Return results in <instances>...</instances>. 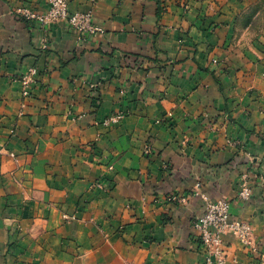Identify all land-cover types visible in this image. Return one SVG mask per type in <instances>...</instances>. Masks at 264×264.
Returning a JSON list of instances; mask_svg holds the SVG:
<instances>
[{
    "label": "crops",
    "instance_id": "crops-1",
    "mask_svg": "<svg viewBox=\"0 0 264 264\" xmlns=\"http://www.w3.org/2000/svg\"><path fill=\"white\" fill-rule=\"evenodd\" d=\"M257 1L161 0L158 16L157 0H69L105 29L80 37L15 15L47 0H0V264H205L198 184L253 226L254 247L223 236L227 264H264V25L243 39Z\"/></svg>",
    "mask_w": 264,
    "mask_h": 264
},
{
    "label": "built area",
    "instance_id": "built-area-1",
    "mask_svg": "<svg viewBox=\"0 0 264 264\" xmlns=\"http://www.w3.org/2000/svg\"><path fill=\"white\" fill-rule=\"evenodd\" d=\"M47 1L48 8L45 12H36L29 8L21 12L28 20H38L43 25L64 20L80 37H86L88 34L105 33L104 28L93 21V15L90 10L70 12L69 0ZM38 75L39 69L32 66L19 76V80L23 87L28 89L31 84L37 82L36 77ZM117 120L118 117H112L110 120L104 121V124L108 125ZM248 179L247 173L241 178L237 193V199L239 200H249L251 198L252 189ZM197 186L194 195L203 199L205 210L195 219L193 227L205 250V264H227L223 236L231 233L245 246L254 247L253 226L247 220L232 217L231 200L226 198L212 199L199 189L200 184ZM176 198L177 195L173 194L168 199L175 201Z\"/></svg>",
    "mask_w": 264,
    "mask_h": 264
},
{
    "label": "rangeland",
    "instance_id": "rangeland-1",
    "mask_svg": "<svg viewBox=\"0 0 264 264\" xmlns=\"http://www.w3.org/2000/svg\"><path fill=\"white\" fill-rule=\"evenodd\" d=\"M2 1V0H1ZM27 7H24V8H20V9H17L16 10V12H15V15L17 16V17H19V19H26V20H28L27 18H25V16L22 14V12L21 11H23L24 9H26ZM263 10H264V0H258L257 2H255L253 5H251L250 6V8H249V11H247V13H250V14H248L247 16H245V18H247L249 15H252L251 17H253V21H252V23L254 24L255 23V27H256V31H247L246 33H245V35H243V39L244 40H250V39H254V38H258V36H259V34H260V31H261V28L263 27V25H264V13H262L263 12ZM91 12H92V15H93V11L92 10H90ZM37 12V11H36ZM260 12V14H258V13ZM256 14V15H255ZM35 21H38V20H35ZM93 21H94V19H93ZM38 22H40V21H38ZM42 24V23H41ZM43 25V24H42ZM69 25V24H68ZM98 25V24H97ZM101 26V25H100ZM70 27V26H69ZM102 27V26H101ZM71 28V27H70ZM104 28V27H103ZM72 29V28H71ZM73 30V29H72ZM104 32H105V29H104ZM242 34V32H238L237 33V35H238V37H240V35ZM97 35V34H96ZM236 38H237V36H236ZM45 44H46V46H45ZM43 51L44 50H48L49 49V38H47V37H44L43 38V41H41V47H40ZM35 67V66H34ZM30 86L28 87V89H25L24 87H23V96L24 97H26V96H28V95H31L30 93ZM120 116V117H119ZM112 117H118V120L116 121V122H111V123H117V122H119L121 119H122V117H123V113H114V114H112V115H110V116H108V117H106L105 119H104V121H108V120H110V118H112ZM104 123V122H103ZM110 123V124H111ZM110 124H108V125H110ZM239 144L237 143V146H238ZM243 175H244V173L242 174V177H243ZM241 177V178H242ZM95 185H97V186H100V187H102V188H105L104 187V185L101 183V182H96L95 183ZM196 190V189H195ZM195 190H194V192H195ZM194 192H192V194L194 195ZM173 195V194H172ZM171 195V193L169 194V196H172ZM174 195H177V198H176V200L175 201H173V199L171 200L172 202H175V203H185L186 202V198L188 197H186V196H180L179 195V193H174ZM169 197H168V195H167V197H166V199L168 200V201H170L169 199H168ZM184 198H185V200H184ZM179 199V200H178ZM67 219V218H66ZM12 226V225H11ZM10 225H8V230H9V233H10V231H12L13 230V227L14 226H12L11 227ZM37 226H41L40 224H37Z\"/></svg>",
    "mask_w": 264,
    "mask_h": 264
},
{
    "label": "trees",
    "instance_id": "trees-1",
    "mask_svg": "<svg viewBox=\"0 0 264 264\" xmlns=\"http://www.w3.org/2000/svg\"><path fill=\"white\" fill-rule=\"evenodd\" d=\"M157 2H158V16H160L161 15V13H162V11H163V7H161V0H157Z\"/></svg>",
    "mask_w": 264,
    "mask_h": 264
}]
</instances>
